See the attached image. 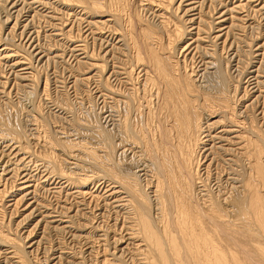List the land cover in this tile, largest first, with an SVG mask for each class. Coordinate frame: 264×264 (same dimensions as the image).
<instances>
[{
    "label": "bare ground",
    "instance_id": "obj_1",
    "mask_svg": "<svg viewBox=\"0 0 264 264\" xmlns=\"http://www.w3.org/2000/svg\"><path fill=\"white\" fill-rule=\"evenodd\" d=\"M261 11L0 0V264H264Z\"/></svg>",
    "mask_w": 264,
    "mask_h": 264
},
{
    "label": "rangeland",
    "instance_id": "obj_2",
    "mask_svg": "<svg viewBox=\"0 0 264 264\" xmlns=\"http://www.w3.org/2000/svg\"><path fill=\"white\" fill-rule=\"evenodd\" d=\"M261 13L263 14V16H264V11H261ZM241 14V16H242V14L244 15V12H235V14H233L234 16L235 15H240ZM261 18V17H260ZM257 20H260V19H258V18H256V22H257ZM261 21V20H260ZM262 23H263V20L261 21ZM261 23V24H262ZM246 29H249V28H246ZM247 31H249V30H245V31H242V32H246V33H249V32H247ZM234 32H236V29L234 30ZM242 32H241V34H242ZM255 33H253V36L254 37H256L257 35L259 36V38L260 39H257V41H256V43L258 42V44L257 45H261V44H263L264 42V29H261V32H259V34H258V32H256V31H254ZM26 33V34H25ZM29 32H24L23 33V35L21 36V37H23V36H25V37H23L24 39L25 38H28L30 35H31V32L28 34ZM255 34V35H254ZM27 35V36H26ZM245 36H246V34H245ZM33 37V36H32ZM249 37V36H248ZM43 38V37H42ZM40 42H42V40H40ZM248 42H250V40L248 41ZM243 42H241V44H242ZM261 43V44H260ZM253 45H255V42L253 43ZM257 45H255V46H257ZM262 47V46H261ZM261 47H259L260 49H261ZM258 51L260 52L261 50H259L258 49ZM257 51V52H258ZM262 51H264V46H263V49H262ZM67 56H68V60H67ZM67 56H65V60H64V63L63 64H65L66 62H69V63H74L73 62V58L72 57H69V54L67 55ZM37 59V58H36ZM40 60V59H39ZM61 62L63 61V60H61V59H59ZM59 60H56L57 62H59L60 63V61ZM72 60V61H71ZM54 62V61H53ZM38 63V64H37ZM39 63H42V61L40 62H38V61H36L34 64H35V66L36 65H38L37 67H36V69L38 70V72H39V70L41 71V72H39V73H43L42 75H44V73L46 74V73H48V76H49V78H50V82H49V86H48V94H50V95H45V96H43L45 93H43V92H41V90H39V92L35 95V97H34V102L36 103V99H37V102H39V101H41V102H44L45 101V103L47 104V101L48 100H46L45 98L47 97V96H52V95H55L56 93H57V91H61L62 90V88H61V83L59 82V79H58V81H55L54 82V80H55V77H54V75L53 74H51V69L49 68V69H46L45 67H43V68H39V67H41V66H39ZM67 64V63H66ZM41 65V64H40ZM34 69V68H33ZM44 70H46V71H44ZM53 75V76H52ZM68 75V74H67ZM66 75V76H67ZM43 79V78H42ZM69 79V80H68ZM69 81H71V78L69 77V78H67V81L66 82H69ZM18 83V82H17ZM58 85V86H57ZM93 86V85H92ZM14 88H15V86H14ZM18 88V87H17ZM83 88H84V86H83ZM18 89H20V88H18ZM22 89V88H21ZM53 89V90H52ZM94 89V88H93ZM23 90V89H22ZM20 91V90H15V92H16V96H15V94L14 95H12V99H17V100H20V101H28L27 99H25L26 98V96H23V95H25V93L23 92V91ZM29 90V89H28ZM70 91L68 92V96H69V101H70V104L72 105V107H74L75 109L76 108H80L79 110L78 109H74L75 111H77V113H79L80 115L81 114H84V112L87 110V109H89V111H92V109L94 108L95 109V105L93 104L94 102H92L91 101V99H90V97L88 96V97H86L85 96V93H84V91L82 92L81 90V88H77V90H75V93H73V91H72V89H69ZM13 91V90H12ZM94 91V90H93ZM77 92V93H76ZM40 96V97H39ZM42 96L44 97V99L42 98ZM41 98V99H40ZM48 98V97H47ZM86 98V99H85ZM40 99V100H39ZM39 100V101H38ZM88 101V102H87ZM44 103V104H45ZM49 104V103H48ZM47 104V105H48ZM93 104V105H92ZM29 105V104H28ZM90 106V107H89ZM92 106V107H91ZM86 108V109H85ZM92 108V109H91ZM262 109V106H260L259 108H258V110H256V112H258V113H261L260 111H261V109ZM45 110H47L46 108H44V111ZM263 110H264V106H263ZM82 111V112H81ZM261 116V114L259 115V117ZM60 203H62V202H60ZM25 213L23 214V215H25L26 213H28V210H25L24 211ZM38 212H35V213H33V220L32 219H29V218H27V219H25V223L27 222L28 224H29V227L31 228V226L34 224V222H36L38 219H40V216H38V214H37ZM23 215H21V216H16V217H14L15 219H16V221H18V220H20L22 217H23ZM36 215V216H35ZM82 221V220H81ZM38 227V226H37ZM41 236L40 235H38V236H33V238L32 239H38V238H40ZM42 241H44V239L42 240ZM46 244V243H45Z\"/></svg>",
    "mask_w": 264,
    "mask_h": 264
}]
</instances>
